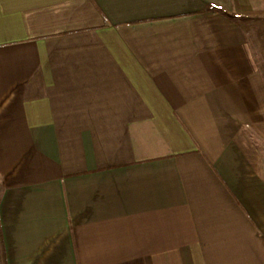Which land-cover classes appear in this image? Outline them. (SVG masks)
<instances>
[{"label": "crops", "instance_id": "0c3cea01", "mask_svg": "<svg viewBox=\"0 0 264 264\" xmlns=\"http://www.w3.org/2000/svg\"><path fill=\"white\" fill-rule=\"evenodd\" d=\"M262 17L0 0L4 264H264Z\"/></svg>", "mask_w": 264, "mask_h": 264}, {"label": "rangeland", "instance_id": "374dc122", "mask_svg": "<svg viewBox=\"0 0 264 264\" xmlns=\"http://www.w3.org/2000/svg\"><path fill=\"white\" fill-rule=\"evenodd\" d=\"M247 19V18H246ZM250 22H246V24L254 28L255 33H253V40L257 44L258 48L262 45H264V17L262 18H255V19H250ZM255 21V22H254ZM259 28V30L257 29ZM261 50V49H259ZM260 52V51H259ZM264 62V54L262 53V56L260 58ZM264 68V64H262ZM0 264H4V258H3V252H2V245H1V239H0Z\"/></svg>", "mask_w": 264, "mask_h": 264}]
</instances>
